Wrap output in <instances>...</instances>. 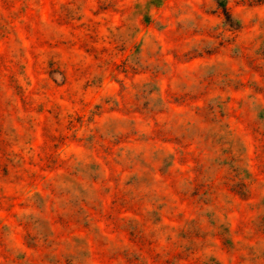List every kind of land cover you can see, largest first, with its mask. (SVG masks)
<instances>
[{
    "label": "rangeland",
    "instance_id": "rangeland-1",
    "mask_svg": "<svg viewBox=\"0 0 264 264\" xmlns=\"http://www.w3.org/2000/svg\"><path fill=\"white\" fill-rule=\"evenodd\" d=\"M226 4L0 0V264H264V0Z\"/></svg>",
    "mask_w": 264,
    "mask_h": 264
},
{
    "label": "trees",
    "instance_id": "trees-1",
    "mask_svg": "<svg viewBox=\"0 0 264 264\" xmlns=\"http://www.w3.org/2000/svg\"><path fill=\"white\" fill-rule=\"evenodd\" d=\"M218 5H220V7L223 8L224 10V13L226 14V18L228 20V17L230 16L229 12L227 11V4H226V0H216ZM160 2L157 3V5L159 4ZM218 264V263H217Z\"/></svg>",
    "mask_w": 264,
    "mask_h": 264
}]
</instances>
